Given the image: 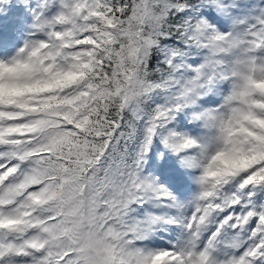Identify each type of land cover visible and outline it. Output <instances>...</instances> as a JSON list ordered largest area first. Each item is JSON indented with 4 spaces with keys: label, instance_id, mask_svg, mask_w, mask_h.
<instances>
[{
    "label": "snow or ice",
    "instance_id": "obj_1",
    "mask_svg": "<svg viewBox=\"0 0 264 264\" xmlns=\"http://www.w3.org/2000/svg\"><path fill=\"white\" fill-rule=\"evenodd\" d=\"M25 3L0 264H264V0Z\"/></svg>",
    "mask_w": 264,
    "mask_h": 264
},
{
    "label": "rangeland",
    "instance_id": "obj_2",
    "mask_svg": "<svg viewBox=\"0 0 264 264\" xmlns=\"http://www.w3.org/2000/svg\"><path fill=\"white\" fill-rule=\"evenodd\" d=\"M0 15V54H11L22 44L31 20L28 5L25 0H0Z\"/></svg>",
    "mask_w": 264,
    "mask_h": 264
},
{
    "label": "bare ground",
    "instance_id": "obj_3",
    "mask_svg": "<svg viewBox=\"0 0 264 264\" xmlns=\"http://www.w3.org/2000/svg\"><path fill=\"white\" fill-rule=\"evenodd\" d=\"M7 9V8H6ZM2 10V9H1ZM0 17H1V15H0Z\"/></svg>",
    "mask_w": 264,
    "mask_h": 264
}]
</instances>
